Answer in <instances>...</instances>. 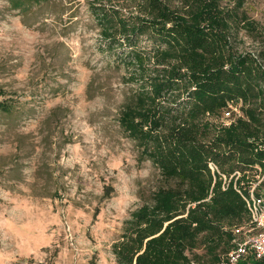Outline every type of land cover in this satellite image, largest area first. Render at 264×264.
<instances>
[{"label":"rangeland","instance_id":"rangeland-1","mask_svg":"<svg viewBox=\"0 0 264 264\" xmlns=\"http://www.w3.org/2000/svg\"><path fill=\"white\" fill-rule=\"evenodd\" d=\"M16 1L0 0V264H115L131 213L176 186L120 127L136 86L90 11L136 14L142 0ZM218 2L241 19L233 49L264 63V0ZM252 233L235 229L233 243Z\"/></svg>","mask_w":264,"mask_h":264},{"label":"trees","instance_id":"trees-1","mask_svg":"<svg viewBox=\"0 0 264 264\" xmlns=\"http://www.w3.org/2000/svg\"><path fill=\"white\" fill-rule=\"evenodd\" d=\"M90 11L106 50L117 52L136 86L120 127L176 184L155 191L124 222L112 245L115 264H227L234 230L249 225L237 189L257 182L247 172L264 171V63L233 49L241 19L218 0H188L181 9L142 0L127 15L104 5ZM229 105L240 115L214 124ZM201 247L203 254L189 256Z\"/></svg>","mask_w":264,"mask_h":264},{"label":"built area","instance_id":"built-area-1","mask_svg":"<svg viewBox=\"0 0 264 264\" xmlns=\"http://www.w3.org/2000/svg\"><path fill=\"white\" fill-rule=\"evenodd\" d=\"M233 105H229L230 110L226 111L228 118L232 115V112L237 116L240 115L238 108H232ZM233 110V111H231ZM227 123L226 125H228ZM209 168L214 173L218 172L213 163H209ZM261 176L256 183L244 191L238 190L237 192L242 197L249 215V225L254 230V233L250 234L245 240L237 243L235 247L227 255V264H241L248 257L252 259L264 258V171L259 169ZM235 176L237 179L240 174L234 173L231 177ZM225 179V178H224Z\"/></svg>","mask_w":264,"mask_h":264}]
</instances>
